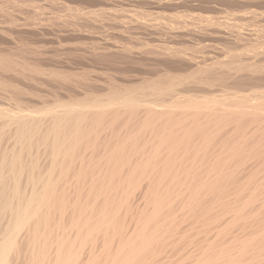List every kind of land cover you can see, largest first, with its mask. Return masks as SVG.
<instances>
[{
    "label": "bare ground",
    "instance_id": "bare-ground-1",
    "mask_svg": "<svg viewBox=\"0 0 264 264\" xmlns=\"http://www.w3.org/2000/svg\"><path fill=\"white\" fill-rule=\"evenodd\" d=\"M40 1L0 0V264H264V0Z\"/></svg>",
    "mask_w": 264,
    "mask_h": 264
},
{
    "label": "rangeland",
    "instance_id": "rangeland-1",
    "mask_svg": "<svg viewBox=\"0 0 264 264\" xmlns=\"http://www.w3.org/2000/svg\"><path fill=\"white\" fill-rule=\"evenodd\" d=\"M43 1H44V0H43ZM43 1L41 0L40 3H42ZM62 1H64V2L67 1L68 3H67V2H65V3H67V4L70 3L69 5L72 4L73 6H79V5H81V6L83 7V5H85V6L90 7V8H92V7H94V6L97 7V8H99V7H98V2L95 3V2H93L94 0H92V1H91V0H90V1L88 0L90 3H87V1H85V0H81V1H80V0H72V1H71V0H62ZM78 2H79V3H78ZM93 5H94V6H93ZM81 6H80V7H81ZM85 6H84V7H85ZM111 6L115 7L114 5H111ZM111 6H106L105 8L108 7L107 10H109V8H111ZM113 7L111 8L112 11H113V9H114ZM123 7H124V6H123ZM126 7H127V6H126ZM126 7H124V8H126ZM118 8L120 9V6L117 7V5H116L115 9L118 10ZM128 8H129V6H128ZM130 8H131V7H130ZM135 8H136V9H134V10L137 11V9H139V12L141 11V7H139V8H138V7H135ZM221 8H222V9H221L220 11H222L223 8H226V7L224 6V7H221ZM46 9L49 10L48 7L45 8V10H43V12H45V15H46L47 13L49 14V12L51 11V10L47 11ZM111 9H110L109 12H111ZM143 9H145V8L143 7ZM181 9H183V8H180L179 10H181ZM184 9L189 10L190 8H184ZM105 10H106V9H105ZM165 10H166V9H165ZM165 10L163 11V13H165V14H166V12H168V11L170 12V10L173 11V9H170V10H169V8H168V11H165ZM177 10H178V9H177ZM154 11H155V10H154ZM172 11L170 12V14H172ZM174 11H175V10H174ZM113 12H115V10H114ZM113 12H111L110 14H104V16L109 15V17H108L109 19H106L107 16H106V17L101 16V17H103V18L100 17V19H99L100 22H99V23L102 24V23H104V22L106 21L107 24H108L110 21L112 22L113 20H112L111 18L114 17V16H113V14H114ZM189 12H192V10L189 11ZM106 13H107V12H106ZM112 13H113V14H112ZM126 13H127V15L130 14V13H128V12H125V14H126ZM202 13H203V12H202ZM211 13H212V12H209L208 14H211ZM48 14H47V15H48ZM167 14H168V13H167ZM170 14H169V15H170ZM212 14H214V13H212ZM114 15H115V16L117 15L116 12H115ZM152 15L154 16V14H152ZM110 16H111V17H110ZM131 18H132V17H131ZM104 20H105V21H104ZM107 20H109V21H107ZM97 22H98V21H97ZM106 22H105V23H106ZM100 24L97 23V25H95V26L98 27V25H99V27H101V28L98 27V29H95V26H94V27L91 28V30H92V31H95V32H97V31H98V32H101L102 28H104V31H105V32L102 31V34H103V33L107 34V33L109 32V34H110L111 36L113 35V33H111V32H115L114 34H116V35H115V37H114V35H113L112 38H113V40H116V43H118V42H125V41H126V38H125V37H126L128 34L133 33V32H130V33L127 34V32H124V33H123V34H124V35H123L124 37H123V36H121L122 33H120V31H119L120 28H119L118 26H116V25H114V24L111 23V25L109 24V26H112V27L107 26V28H109V29H106V25H107V24H104V26H102V25H100ZM115 27H116L117 29H119V30H117ZM55 29H56V28H54V30H55ZM54 30H53V31H54ZM109 30H111V31H109ZM56 31H57V34H58V32H60V31H58V30H55L54 32L56 33ZM137 31H139V30H137ZM137 31H135V35L133 34V36H136L137 39H138V38L140 39V37H141V39L138 41V42H140V43H141V41H145V37H146V38H151V39H155V38L157 37L154 33H152L153 31H151V30L148 31L149 33H148V32H145V31H140V32H137ZM245 31H246V30H245ZM54 32H53V33H54ZM98 32H97V33H98ZM97 33H95V34H97ZM119 33H120V34H119ZM138 33H139L140 35H139ZM145 33H148V34L151 33V34H150L151 37H150V35H147V34H145ZM126 34H127V35H126ZM136 34H137V35H136ZM97 35H100V33H98ZM125 35H126V36H125ZM53 36L56 37L55 34H54V35H51V37H53ZM100 36H101V35H100ZM107 36L109 37L108 34H107ZM54 37H53V38H54ZM103 37L106 38V36H104V35H103ZM64 38H65V37H64ZM117 38H119L120 41H119V39H117ZM127 38H128V37H127ZM122 39H123V41H122ZM175 39H179V38H175ZM175 39H174L173 41L170 40V41L172 42V44H171V42H169V44H170L169 46H173V47L175 48V47H177V46L179 45V46L182 47V46H183V44H182V40L180 41V43H178V42H176ZM48 40H51V38H48ZM134 40H135V39H134ZM52 41H53V39H52ZM130 41H131V40H129V42H130ZM64 42H65V40L63 41V43H64ZM113 42H114V41H113ZM127 42H128V41H127ZM136 42H137V40H136ZM174 42H176L175 45H173ZM210 42H211V41H209L208 43L210 44ZM214 42H215V44H214ZM132 43H135V42H131V44H132ZM212 43H213V44H212ZM218 43H219V41H212V42H211L212 45H214V46L216 45V46H217V47H215V48L218 49V47H219L220 50L224 51V49H223L224 46H222L223 44H221L222 42L219 43V44H218ZM223 43H224V42H223ZM177 44H178V45H177ZM181 44H182V45H181ZM192 44H193V42H192L191 44H189V45H192ZM194 44H195V43H194ZM194 44H193V45H194ZM220 44H221V46H220ZM224 44H225V43H224ZM139 45H140V44H139ZM139 45L137 46V44H135V47L138 48ZM185 45L188 46V44H185ZM195 45H197V44H195ZM195 45H194V46H195ZM133 46H134V44H133ZM194 46H192V47L190 46L191 48H190V47H189V48H190V49H194V48H193ZM181 47H180V48H181ZM215 48H214V49H215ZM214 49H213V48L208 49V53L211 52V51H209V50H214ZM215 50H216V49H215ZM215 50H214V51H215ZM190 51H191V50H190ZM205 51H207V50H205ZM214 51H212V53H213ZM218 52H219V51H218ZM214 53H216V51H215ZM216 54H219V53H216ZM220 54H221V53H220ZM63 65H64V64H63ZM63 65H62V67H63ZM71 66H73V65H71ZM64 67H67V66L65 65ZM64 67H63V68H64ZM94 70H95V71H94V73L92 72V74H93V76H95L94 74H96L95 78H96V77H98V78H102V77H104V76L101 75V74L95 73V72L97 71L95 68H94ZM101 76H102V77H101ZM128 220H129V219H127V221H128ZM199 236L203 237L202 232L197 233L196 235L193 236V238L189 241V242H191V243L188 242V245H189L188 247H192L191 245H193V244L196 246V243H194V242H197V239L201 238V237H199ZM204 236H206V234H204ZM100 239H101V238H99V239L96 241V244H97V245L100 244V242H101ZM193 239H195V240H193ZM192 240H193V241H192ZM180 243H181V242H180ZM180 243H179V244H180ZM186 245H187V244H186ZM186 245H185V246H186ZM178 246H179V245H178ZM178 246H177V248H178ZM182 246H183V248L185 247V246H184V243H182ZM170 248H171V247H170ZM174 248H175V247H174ZM157 263H159V261H157Z\"/></svg>",
    "mask_w": 264,
    "mask_h": 264
}]
</instances>
